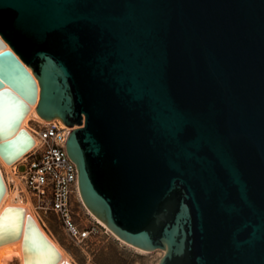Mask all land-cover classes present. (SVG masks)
Masks as SVG:
<instances>
[{
  "label": "water",
  "instance_id": "obj_1",
  "mask_svg": "<svg viewBox=\"0 0 264 264\" xmlns=\"http://www.w3.org/2000/svg\"><path fill=\"white\" fill-rule=\"evenodd\" d=\"M7 43L39 80L38 116L80 126L82 199L118 237L158 264H264V0H0L12 161L35 144L19 128L37 84ZM20 237L23 264H71L6 206L0 245Z\"/></svg>",
  "mask_w": 264,
  "mask_h": 264
},
{
  "label": "built area",
  "instance_id": "obj_2",
  "mask_svg": "<svg viewBox=\"0 0 264 264\" xmlns=\"http://www.w3.org/2000/svg\"><path fill=\"white\" fill-rule=\"evenodd\" d=\"M32 121L37 143L16 165L17 188L24 200L58 221L72 239L85 243L96 233V227L85 224L81 217L77 221L81 205L86 206L79 189L77 164L66 147L71 130L80 126L68 127L60 119Z\"/></svg>",
  "mask_w": 264,
  "mask_h": 264
},
{
  "label": "rangeland",
  "instance_id": "obj_3",
  "mask_svg": "<svg viewBox=\"0 0 264 264\" xmlns=\"http://www.w3.org/2000/svg\"><path fill=\"white\" fill-rule=\"evenodd\" d=\"M30 124L34 128L35 122L31 121ZM12 188L14 190L13 185ZM33 209L44 229L60 242L77 264H158L165 253L160 249L141 253L122 243L107 228L98 223L82 205L79 210L80 216H76L77 221L81 217L85 224L96 227V233L85 243H78L68 235L58 221L49 219L35 207ZM10 264H20V259L11 255Z\"/></svg>",
  "mask_w": 264,
  "mask_h": 264
},
{
  "label": "bare ground",
  "instance_id": "obj_4",
  "mask_svg": "<svg viewBox=\"0 0 264 264\" xmlns=\"http://www.w3.org/2000/svg\"><path fill=\"white\" fill-rule=\"evenodd\" d=\"M6 49L13 50L12 47L8 43L6 44ZM16 55H17V53H16ZM17 57L20 60H22L19 55H17ZM22 62L25 65V67L27 68V70L29 71V73L31 74V76L34 78L35 83L37 84V96H36V99L33 98V96H32L33 95L32 85L30 83H28V82L25 83V89H26L25 93H26L27 97L29 98V100H27V101L30 104V110L28 111V113L24 117L19 129H24V130L28 131L31 134V136L35 139V144L32 147L24 149L20 153L16 154L14 157H12V161H6L0 155V170H1V173H2L3 178L5 180V184H6V188H7L6 189V193H5V195L3 196V198H2V200L0 202V212L6 206L23 207L26 210L27 214H30L31 216H33V218L37 221V223L39 224V226L41 227L43 232L47 235V237L59 249V251L62 254V260L65 261V262L67 261V262H69L71 264H77L71 258L69 253L64 249V247L60 244V242L53 235L49 234L44 229V227L42 226V224L40 222V219H39L38 215L35 213V211L33 209V207H34L33 204L29 200H24L21 197L19 188H17L19 186V180H18V177L16 176L15 171H14L15 168H16V165L18 164V162L21 159H23L33 149V147L37 143L35 131H34V128L31 126L30 122L32 120H35V121H38V122H45L44 119H42L41 117L38 116V114H37V112L35 110L37 105H38V103H39V100H40L41 87H40V84H39V80L36 78V76L34 75L32 70L26 65V63L23 60H22ZM6 86H8V85H6ZM13 135L8 136V138L13 137ZM20 150H21V148L19 146H16V151H20ZM13 183L16 185V187H14V190L12 188V184ZM86 208L89 211V213L93 216V218L98 223H100L105 228H107L108 231H110L117 240H119L122 243H124V244H126V245H128V246H130V247H132L134 249H136L137 251H139L141 253H147L148 252L146 250L138 248V247H136V246H134V245L122 240L110 228H108L101 220H99L89 210V208L87 206H86ZM11 255H14V256L18 257L20 259V264H23L22 237H20L19 239H15L13 241H9L7 243H3V244L0 245V264H10V256Z\"/></svg>",
  "mask_w": 264,
  "mask_h": 264
}]
</instances>
